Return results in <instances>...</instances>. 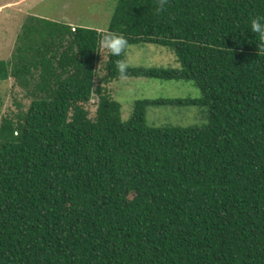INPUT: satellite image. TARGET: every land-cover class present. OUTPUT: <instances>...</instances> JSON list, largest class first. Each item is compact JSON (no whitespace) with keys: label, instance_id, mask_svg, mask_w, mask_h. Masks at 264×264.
<instances>
[{"label":"trees","instance_id":"16d2710c","mask_svg":"<svg viewBox=\"0 0 264 264\" xmlns=\"http://www.w3.org/2000/svg\"><path fill=\"white\" fill-rule=\"evenodd\" d=\"M264 0H117L104 31L27 15L0 81L29 102L0 117V264H264ZM173 51L179 68L118 77L192 81L198 98L121 104L98 87L100 39ZM99 94L93 117L84 105ZM208 121L146 124L149 106Z\"/></svg>","mask_w":264,"mask_h":264},{"label":"rangeland","instance_id":"374dc122","mask_svg":"<svg viewBox=\"0 0 264 264\" xmlns=\"http://www.w3.org/2000/svg\"><path fill=\"white\" fill-rule=\"evenodd\" d=\"M117 0H0V59L9 60L17 44V34L27 15H39L71 25L84 26L104 31L108 27ZM107 49L100 46L98 75L94 89L101 87L121 104V117L127 120L137 99L198 98L200 90L192 81L162 80L147 77H118L109 83L103 82ZM124 66L179 68L173 51L154 43L127 46L123 58ZM99 94L84 105L88 116L93 117ZM15 100L24 106L29 102L23 90L11 79L0 81V117L15 110ZM146 124L154 127L204 125L208 121L205 106L159 105L146 108Z\"/></svg>","mask_w":264,"mask_h":264},{"label":"clouds","instance_id":"9594fccd","mask_svg":"<svg viewBox=\"0 0 264 264\" xmlns=\"http://www.w3.org/2000/svg\"><path fill=\"white\" fill-rule=\"evenodd\" d=\"M250 32L258 34L261 41H264V16L250 18ZM127 45L128 41L122 34L111 31L105 32L100 39V46L107 49L112 56H119ZM117 66L123 71V63H118Z\"/></svg>","mask_w":264,"mask_h":264}]
</instances>
